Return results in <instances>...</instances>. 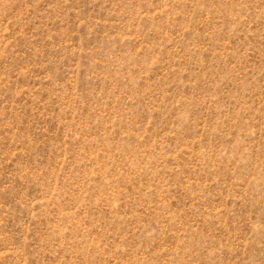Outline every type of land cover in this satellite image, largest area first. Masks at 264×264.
<instances>
[{
  "label": "rangeland",
  "instance_id": "obj_1",
  "mask_svg": "<svg viewBox=\"0 0 264 264\" xmlns=\"http://www.w3.org/2000/svg\"><path fill=\"white\" fill-rule=\"evenodd\" d=\"M0 264H264V0H0Z\"/></svg>",
  "mask_w": 264,
  "mask_h": 264
}]
</instances>
